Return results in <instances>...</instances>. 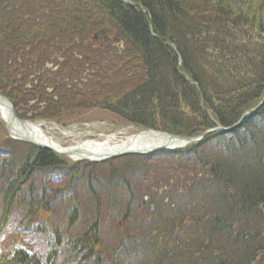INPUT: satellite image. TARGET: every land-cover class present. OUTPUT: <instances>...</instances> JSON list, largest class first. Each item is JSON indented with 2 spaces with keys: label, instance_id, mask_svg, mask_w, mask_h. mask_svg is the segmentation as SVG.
Listing matches in <instances>:
<instances>
[{
  "label": "trees",
  "instance_id": "1",
  "mask_svg": "<svg viewBox=\"0 0 264 264\" xmlns=\"http://www.w3.org/2000/svg\"><path fill=\"white\" fill-rule=\"evenodd\" d=\"M0 91L20 117L60 124L89 110L188 137L232 127L264 100V0H0ZM91 164L0 142V222L15 235L0 264H264V103L187 148ZM69 186L99 198L79 204Z\"/></svg>",
  "mask_w": 264,
  "mask_h": 264
},
{
  "label": "bare ground",
  "instance_id": "2",
  "mask_svg": "<svg viewBox=\"0 0 264 264\" xmlns=\"http://www.w3.org/2000/svg\"><path fill=\"white\" fill-rule=\"evenodd\" d=\"M16 132L27 135L41 143H47L59 150L68 151L77 159L82 157H101L121 150L150 148L159 143L156 134L141 132L136 136H129L125 132L104 133L99 132L95 137H76L77 132L64 130L58 125L48 122L31 123V127L16 125ZM65 142V144H64ZM171 146L179 145L178 142L169 143ZM69 145V147H67Z\"/></svg>",
  "mask_w": 264,
  "mask_h": 264
},
{
  "label": "water",
  "instance_id": "3",
  "mask_svg": "<svg viewBox=\"0 0 264 264\" xmlns=\"http://www.w3.org/2000/svg\"><path fill=\"white\" fill-rule=\"evenodd\" d=\"M264 100L262 101V103H260L261 105H263ZM259 105L256 109H254L252 112L257 111V109L261 106ZM250 114V112H246V114L243 115V117L241 118V120H239V123H241L243 120H245L247 118V116ZM0 116L3 117V119L5 120L6 123V127L8 128L9 134L20 141H25L28 142L30 144H35L39 147H46V148H50L53 151H57L59 153L63 152V150H59L57 148H54L52 146H49L47 144H41L40 142H38L35 139H32L31 137L24 135V134H20L18 132H16L15 128L17 127L16 125H20V126H28L29 122L28 121H24V120H20L18 118V116H16L15 113V105H13V103L11 101L8 100V98L2 94H0ZM220 128V127H218ZM223 129V128H222ZM147 131L148 134H156L155 138L159 139V143L156 145H153L151 148H144L141 150L138 149H130V150H121L119 152H113V153H109L106 156H101V157H82V159L85 160H91V161H96L98 162L99 160H105V159H109L110 157H119L120 155H125V154H130V153H137V154H149L152 153L153 151H157V150H162L164 148H174V147H183L186 146L188 144L194 143L195 141H200L204 138V136H206L207 134H209L210 132L213 131V129L208 130L207 132H205L203 135L200 136H194V138H189V137H185V136H179V135H175V134H170L164 131H154V130H144ZM173 142H178L181 145L178 146H169V143H173ZM69 151V150H68ZM68 151H64L65 154H68L70 156V153Z\"/></svg>",
  "mask_w": 264,
  "mask_h": 264
},
{
  "label": "rangeland",
  "instance_id": "4",
  "mask_svg": "<svg viewBox=\"0 0 264 264\" xmlns=\"http://www.w3.org/2000/svg\"><path fill=\"white\" fill-rule=\"evenodd\" d=\"M94 117V119L95 120H92V118ZM86 120H89V121H87L86 122ZM86 122V123H85ZM59 124V123H58ZM67 125L69 126V128H72L71 130H77V131H81V132H86L87 130H89L90 132H86V134H84L83 133V135L86 137L87 135L89 136V135H91L93 132L94 133H96L97 131H102V132H106V133H108L109 132V130H111L113 127H118V125H121V124H116V123H114V122H112L111 120H109V119H99L98 117H97V113H95V112H93V111H89V110H87V111H85V113H83L81 116H78L77 118H75L73 121H69L68 123H67ZM135 126H129V127H127V128H123V129H121L120 130V132H125V133H127V134H129L130 132H133V131H135V129L136 128H134ZM5 135H6V132H5V129H4V127H3V125H2V121H1V118H0V142L1 141H3V140H5L6 138H5ZM88 171V170H87ZM86 171V172H87ZM86 172H83V173H81V175L82 174H84V173H86ZM30 184V183H29ZM77 184H79V181H77ZM69 188H70V195H69V197H72L73 195H74V193L72 192V190L74 189V188H71L70 186H69ZM88 190V188L87 187H85V189H82L81 188V193L80 194H82V193H86V191ZM26 191V190H25ZM27 192V191H26ZM90 196V195H89ZM160 213V211L158 212H156L155 213V215H154V217L155 218H158V217H160L158 214ZM166 213H167V216H168V220H167V222L169 223V224H174L175 223V218L172 216V212L171 211H168L167 212V210H166ZM94 214V216L96 217V218H100L101 216H103V219L105 218V211L103 210V208H101V209H99L97 212H94L93 213ZM84 215V214H83ZM82 215V216H83ZM50 217V214L49 213H47L46 214V216H45V218H49ZM155 218H154V220H155ZM106 219H104V221H105ZM154 220H150V219H147V220H145L143 223H145L146 224V226H147V228L149 227V225H151L152 223H153V221ZM157 220V219H156ZM44 222V221H43ZM110 223V222H109ZM109 223L107 224V225H103V229H101V230H103V234L105 235V236H107L109 239H112L113 238V236L117 233V232H115L114 233V235L112 234H110V229H108V225H109ZM43 225H46V227L48 228V227H50L51 225H52V223H51V221H50V218L47 220V223L46 222H44L43 223ZM157 226V225H156ZM158 226H162V225H158ZM167 228H171V227H167ZM112 230H114V229H112ZM136 236L134 235V236H132V238L134 239ZM145 239H150L149 237H148V234L147 233H145V237H144ZM104 246H102L101 248H100V251L101 250H104V251H107V252H109L108 251V249H110V248H112V246H108V245H110V243H109V240H106L104 243ZM38 249V247L36 248V250ZM41 250H43V249H41ZM115 251V250H114ZM116 252V251H115ZM38 253L40 254L41 253V251H38ZM118 253V252H117ZM138 252H135V254H137ZM70 254V253H69ZM68 254V255H69ZM135 254H133L134 256H133V259H135ZM66 257H63L62 258V260L63 259H65ZM110 258V257H109ZM108 258V259H109ZM91 259V258H90ZM93 259L94 258H92L91 259V261L89 262V263H87L86 261H84L83 263L84 264H92L93 263ZM60 261V263H62V262H64V261ZM68 260V257L66 258V260L65 261H67ZM111 260H114V257H112L111 256ZM94 261H95V259H94ZM106 261V259L101 255V253H100V264H110V263H106L105 262ZM60 263H58V264H60ZM200 263H202V262H200ZM64 264H66V263H64Z\"/></svg>",
  "mask_w": 264,
  "mask_h": 264
}]
</instances>
